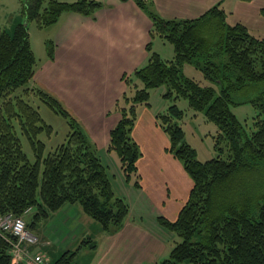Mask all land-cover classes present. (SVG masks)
Listing matches in <instances>:
<instances>
[{
  "label": "trees",
  "instance_id": "1",
  "mask_svg": "<svg viewBox=\"0 0 264 264\" xmlns=\"http://www.w3.org/2000/svg\"><path fill=\"white\" fill-rule=\"evenodd\" d=\"M135 1L152 20L151 37L171 43L175 55L168 62L152 53L147 65L133 75L143 88L133 97L125 93L115 105L121 118L110 131L108 152L118 155L127 183L134 176V187H139L141 151L132 137L137 108L149 106L151 91L164 85L170 86L165 96L174 93L187 98L194 111H204L218 128L216 145L221 149L225 141L229 150L228 158L219 155L200 162L184 141L182 127L169 115L157 116L170 140L168 151L193 180L177 220L158 217L160 226L178 238L161 264H264V184L258 190L248 184L249 175L264 168V37L253 36L241 24H228L218 5L196 19L167 20L149 0ZM101 5L95 0H26L23 18L27 23L35 20L42 29L57 23L64 13L93 17ZM211 21L216 32L209 33ZM46 44L53 58L55 45L50 40ZM37 62L28 26L19 23L13 34L0 28V217L32 212L26 225L31 232L53 213L78 205L105 232L115 234L129 215V204L116 195L108 167L83 126L57 99L31 87ZM190 63L218 85L219 93L183 74V67ZM125 79L131 88V79ZM28 94L66 117L71 127L66 142L47 154L40 135L51 137L53 128L25 100ZM247 103L258 112L252 131L232 111ZM170 109L179 117L182 114L175 106ZM16 124L31 144L34 161L24 151ZM12 242L14 237L0 233V264H11ZM83 247L96 245L85 239L76 251L43 264H74Z\"/></svg>",
  "mask_w": 264,
  "mask_h": 264
},
{
  "label": "crops",
  "instance_id": "2",
  "mask_svg": "<svg viewBox=\"0 0 264 264\" xmlns=\"http://www.w3.org/2000/svg\"><path fill=\"white\" fill-rule=\"evenodd\" d=\"M96 1L102 5L93 17L64 13L50 25L48 34L56 44L54 57L47 53L37 62L31 85L57 99L81 123L100 157L111 158L110 131L121 118L115 105L129 88L125 77L133 78L136 70L147 65L151 46L153 50L160 37H151L152 20L135 0ZM149 2L167 20L196 19L218 5L228 24H241L253 36L264 37V0ZM18 21L15 19L13 26ZM141 106L132 131L141 151L139 187H129L120 178L119 193L130 208L123 226L115 234H108L80 206H66L31 230L38 238L30 247L31 255L40 251L55 261L63 253L77 250L83 240L91 239L96 247L78 251L80 264H161L169 257L178 238L160 226L158 217L177 220L189 199L193 180L168 151L170 140L158 123L160 113L150 103Z\"/></svg>",
  "mask_w": 264,
  "mask_h": 264
},
{
  "label": "rangeland",
  "instance_id": "3",
  "mask_svg": "<svg viewBox=\"0 0 264 264\" xmlns=\"http://www.w3.org/2000/svg\"><path fill=\"white\" fill-rule=\"evenodd\" d=\"M25 1L26 0H0V28L6 29L10 34H13L16 26V25L13 26V21L18 18L19 19L18 24L25 22L22 16L24 11ZM60 1L73 2L74 0H60ZM27 26L30 34L32 49L35 53L37 61L40 63L42 60L45 59L47 55L46 42L52 39V35L48 34L49 33L48 29H50L53 25L40 29L37 22L35 20H32L28 23ZM208 31L209 33L216 32V26L214 25L213 21H211ZM53 43L56 49V44L55 42ZM158 51L162 52L160 53V56L165 61L169 62L174 59V55H175L174 46L171 43L167 42L165 39L157 38L154 42L153 50L151 46V54ZM183 74L186 77L199 82L203 86L215 87L217 93H219L218 85L210 82V80L206 78L203 70L197 67L196 65L192 63L186 64L183 67ZM130 79H131V85H130L131 88H128V97H133L137 89L143 88V84L135 76ZM134 84H137V87H135ZM169 87L170 86L168 84L151 91V97L149 103L152 105L153 109L157 110L160 114L169 115L171 118H173L172 120H174V122H177L182 127L184 132V141L188 143L195 150L197 154V159L200 162L209 161L213 158L218 157L219 155H221L223 158H228L229 150L225 141H221L222 143L219 145L221 149H219L218 146L216 145V138L219 134L217 126L213 122L207 120L204 111L201 112L194 111L190 107L189 100L187 98H177L176 94L174 93H172V95L170 96H165V94L168 92ZM25 100L28 101L34 108H36L41 114L44 121L53 128V134L51 135V137H47L45 134L40 135V139H42L46 143L45 154H47L49 151L54 150L57 146L65 143L67 136L71 131V127L68 119L63 115L56 113L54 110H52L49 106H47L38 97H35V95L33 94H28V96L25 97ZM173 106H175L177 110L182 112V114H180V117L176 113L172 112V110L170 109ZM137 109H139V113H140L142 106H138ZM232 111L236 115L238 120L244 124L245 128L247 130L249 129L250 131H252L253 124L258 113L256 108L251 103H247L233 107ZM16 129L22 140L24 151L28 155L29 159L31 161H34L35 156L29 140L26 138V136L22 134L20 127L17 124H16ZM109 157L111 158L101 157L102 162L104 163L105 166L108 167V172L113 187L116 193L118 194L116 195L120 196L121 195L119 193L121 192L119 189L121 188L120 178L122 177L126 183L127 181L122 175L123 173L120 167L121 163L117 154L113 151L111 152V155ZM135 180L136 179L133 176L129 181L130 183H128V186L129 187L134 186ZM123 184L125 185L124 182ZM248 184L251 186V188L255 190L260 189L259 184H264V168L249 175ZM31 214L32 212L25 213L24 215H22L26 222V225H28L29 220H31L30 219ZM94 244L96 245L95 242ZM38 252L39 253L37 254L40 255L45 262L50 260L49 257L44 255L40 251ZM78 254L79 252L77 253V256L81 255V253L79 255ZM77 256L74 261V264H80V262L77 259ZM56 258L57 257H54V259L52 260H55Z\"/></svg>",
  "mask_w": 264,
  "mask_h": 264
},
{
  "label": "built area",
  "instance_id": "4",
  "mask_svg": "<svg viewBox=\"0 0 264 264\" xmlns=\"http://www.w3.org/2000/svg\"><path fill=\"white\" fill-rule=\"evenodd\" d=\"M28 209L27 212H30ZM0 233L10 235L16 239L11 251V264H43L45 261L40 255H31L30 247L38 242V238L27 230L23 217L6 215L0 217Z\"/></svg>",
  "mask_w": 264,
  "mask_h": 264
},
{
  "label": "water",
  "instance_id": "5",
  "mask_svg": "<svg viewBox=\"0 0 264 264\" xmlns=\"http://www.w3.org/2000/svg\"><path fill=\"white\" fill-rule=\"evenodd\" d=\"M24 21H25V20H24ZM23 25H24V26H27V25H28V23L25 21V22L23 23Z\"/></svg>",
  "mask_w": 264,
  "mask_h": 264
}]
</instances>
